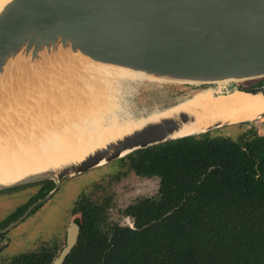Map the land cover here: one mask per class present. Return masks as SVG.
<instances>
[{
    "label": "water",
    "instance_id": "obj_1",
    "mask_svg": "<svg viewBox=\"0 0 264 264\" xmlns=\"http://www.w3.org/2000/svg\"><path fill=\"white\" fill-rule=\"evenodd\" d=\"M80 56L140 72L151 80L205 86L199 90L215 84L222 92L239 89L264 96V81L246 88L231 86L237 80L264 78V0H9L1 8L0 94L4 97L8 81L27 71L43 74L37 78L39 88L53 85L58 77H62L58 86L64 87L66 76L75 72L73 61L79 62ZM226 80L233 81L218 83ZM0 104L8 108L9 100L0 99ZM263 116L264 112L239 123L218 121L182 136L176 133L193 121L187 113L146 122L80 161L0 182V190L53 180L55 191L62 179L136 149L225 125H255ZM37 204L0 229V234L19 224ZM76 229L68 234L58 263L75 244Z\"/></svg>",
    "mask_w": 264,
    "mask_h": 264
},
{
    "label": "trees",
    "instance_id": "obj_2",
    "mask_svg": "<svg viewBox=\"0 0 264 264\" xmlns=\"http://www.w3.org/2000/svg\"><path fill=\"white\" fill-rule=\"evenodd\" d=\"M209 132L122 157L160 176V196L131 207L137 229L109 236L86 222L94 233L80 234L64 264H264V136Z\"/></svg>",
    "mask_w": 264,
    "mask_h": 264
},
{
    "label": "bare ground",
    "instance_id": "obj_3",
    "mask_svg": "<svg viewBox=\"0 0 264 264\" xmlns=\"http://www.w3.org/2000/svg\"><path fill=\"white\" fill-rule=\"evenodd\" d=\"M7 1L0 0V10ZM73 63L75 72L66 76L64 87L58 86V80L43 88L26 85L25 80L33 81L35 77L43 76L41 72L27 71L11 79L10 84L8 81V96L0 94V99L9 100L8 108L0 104V182L80 161L95 149L139 129L146 122L176 117L182 112L193 121L185 124L176 136L195 133L218 121L239 123L255 120L264 112L262 94L239 89L222 92L221 87H208L194 91L186 99L165 109L118 120L115 112L106 105L105 109L103 105L96 108L95 104L91 108L87 106L91 95L97 91L105 93L108 84L111 86L114 80L147 77L85 56H80L79 62L74 60ZM94 79L101 80V83L95 86ZM230 81L233 80L218 83L223 85ZM53 99L57 104H52Z\"/></svg>",
    "mask_w": 264,
    "mask_h": 264
},
{
    "label": "rangeland",
    "instance_id": "obj_4",
    "mask_svg": "<svg viewBox=\"0 0 264 264\" xmlns=\"http://www.w3.org/2000/svg\"><path fill=\"white\" fill-rule=\"evenodd\" d=\"M48 65L49 62H46V66ZM57 70L58 68L55 69V71ZM37 77H35L33 81H27L25 77H23V81H26V85L34 84L33 86H36L35 88H39L37 86ZM61 78L62 77H58L59 83L62 81ZM94 80L93 83L96 82L95 86L101 83L99 79ZM263 81L264 78L243 82L238 81L233 82L231 86L237 85L240 88H246L260 84ZM111 82V86H108L105 93L97 91V95H91L93 98L91 97V102L89 101L87 106L91 108L95 104L94 107L96 108L97 106L103 105L102 107L105 109L106 105L111 111L115 112V118L118 120L128 119L131 116H140L157 109L171 106L192 95L194 91L205 87L161 82L148 78H126ZM231 86L229 88H231ZM213 87L218 88V85L214 84ZM223 90L225 91L226 89L223 88ZM102 93H104L106 97L104 94L102 95ZM100 98L102 100H100ZM53 100L52 104H57V102ZM254 124L255 125L246 122L225 125L211 130L208 137L215 139L231 138L240 143L252 138L254 135L264 136V116L256 120ZM121 159L122 158L113 160L80 174L62 179L57 192L44 205L30 212L22 222L7 233L0 234V245L4 243L8 244V247L3 253V257L31 250L35 247L34 244H36V246L38 244L40 247L42 243L40 241H49L54 238L57 240L56 244H53V246H57L59 251L62 250L66 245L65 233L58 232L61 231L65 220H67V223L72 219V217H70L72 213H68V211L79 195L81 197L83 195H88L98 201L104 199L105 196H112L114 205L109 209V215L112 220L123 221L124 217L121 216V209L136 198L155 194L158 189L159 178L140 177L133 171H128L126 166L122 165L123 161H121ZM117 167L120 171L113 172ZM39 183L40 182L28 184L29 186L24 185L31 188L30 190H28L27 187L24 188V191H31L30 194L27 193L24 196H18V194L23 192V188L18 191L0 190V221L6 218V216L16 209L18 205L26 202L29 199L28 197L39 188Z\"/></svg>",
    "mask_w": 264,
    "mask_h": 264
},
{
    "label": "flooded vegetation",
    "instance_id": "obj_5",
    "mask_svg": "<svg viewBox=\"0 0 264 264\" xmlns=\"http://www.w3.org/2000/svg\"><path fill=\"white\" fill-rule=\"evenodd\" d=\"M133 163L129 161V159H126V160H123L122 165H125L128 171H133L136 175L140 177L159 178V185H158L157 192H155V194L145 195V196L136 198L133 201L129 202L125 207H123L121 209V216L124 217L123 221L112 220L111 216L109 215V209L112 208V206L114 205L112 196H105L104 199H101L98 201L92 197H89L88 195L86 196L83 195L82 197L79 195L78 197H76L77 198L76 201H74L73 206L68 211V213L70 212L72 213L70 215L72 219H70V221L67 223H66L67 220H65V223L61 231L58 232V233H63V234L65 233L66 245L63 247L62 250L59 251L57 246H53V244L54 245L56 244V240H57L54 238L49 241H40L42 242L40 244V247L38 246V244L37 246L36 244H34L35 247L33 246L34 248L31 250L22 251L19 253L9 255L7 257H3V253L5 249L8 247V244L4 243L0 245V264H64L66 258L72 252L73 248L77 244L80 234L81 233H94L93 232L94 230L92 231L84 230V224L86 222L88 226H92V227L94 226L97 229L96 231H100L101 233H107L109 236H111V233H119L120 228L125 229V230L127 228L137 229L138 219H137V216L132 213L131 207L137 205L138 202L143 199H158V197L161 194V178L159 175H146V174H142L138 172V170L135 168ZM119 171L120 170H118V167L113 170V172H119ZM49 181H53V180H49ZM39 185H40L39 188L28 197L29 199L26 202L18 205L16 209L11 211L6 216V218L0 221V229L6 228L11 223L18 220L33 204L38 202V204L30 212L35 211V209H38V207H41L42 205H44L57 192V190L60 187L59 186L54 191V189L56 188V183L54 181L51 187L49 186V184H44L43 182H40ZM25 187L27 186L13 188L8 191H12V190L18 191L21 188H23L22 189L23 192L18 194V196H24L27 193L30 194L31 191L30 192H28L27 190L24 191ZM27 189L30 190L31 188L27 187ZM3 191H6V190H3ZM43 199L45 200L40 202ZM30 212L28 213V215L30 214ZM17 213H21V214H19L15 218V215H17ZM8 219L9 220L13 219V220H11L7 225H4ZM74 227L75 229L77 228L76 229V232L78 233L77 240L75 244L71 247L70 251L66 254L64 259L60 263H58L57 261L62 255L63 250L68 245V234L72 233V230H74ZM1 234H4V233H1Z\"/></svg>",
    "mask_w": 264,
    "mask_h": 264
}]
</instances>
